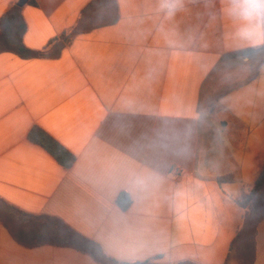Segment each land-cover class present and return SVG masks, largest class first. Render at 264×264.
<instances>
[{"label": "crops", "instance_id": "obj_1", "mask_svg": "<svg viewBox=\"0 0 264 264\" xmlns=\"http://www.w3.org/2000/svg\"><path fill=\"white\" fill-rule=\"evenodd\" d=\"M17 1L0 0V19ZM91 1L22 7L31 49L80 29L59 57L0 52V199L121 263L226 264L244 224L236 200L264 166V50L222 57L264 48V35L239 38L228 0H183L171 18L160 0H116L117 22L96 28L82 16ZM34 127L74 156L70 167L29 140ZM4 218L0 264H100L34 246L45 220ZM252 264H264V220Z\"/></svg>", "mask_w": 264, "mask_h": 264}, {"label": "trees", "instance_id": "obj_2", "mask_svg": "<svg viewBox=\"0 0 264 264\" xmlns=\"http://www.w3.org/2000/svg\"><path fill=\"white\" fill-rule=\"evenodd\" d=\"M28 3L34 4L35 2L34 0H29ZM102 4H104V8L97 12ZM87 15L93 18L91 28L112 25L119 18L118 4L116 0H92L82 11V16ZM26 30L27 24L22 16V8L17 5L12 6L0 19V52H11L23 59L44 56L57 58L61 55L64 48L71 43L73 37L80 32L78 28L71 32H64L51 39L43 50H35L27 47L23 41ZM261 50H264V48H250L229 53L224 55L222 60L251 57ZM257 72L258 65L248 80L252 79ZM210 107L212 110L214 104ZM29 140L43 147L63 167L68 168L73 164L74 156L41 128H32L29 133ZM129 202L130 199L128 197H125V195L120 196L119 203L123 206H126ZM236 202L245 210L244 224L231 245V255H229L226 264H252L255 261L258 227L264 220V166L252 188L244 192ZM4 214L18 220L32 217L45 220L41 225V228L43 227L44 229V234L40 236V241L34 244V246L50 244L71 247L79 252L90 255L100 264H130L121 263L109 257L97 243L79 235L58 219L47 216H30L0 199V221L3 223L5 219ZM133 264H149V262Z\"/></svg>", "mask_w": 264, "mask_h": 264}, {"label": "clouds", "instance_id": "obj_3", "mask_svg": "<svg viewBox=\"0 0 264 264\" xmlns=\"http://www.w3.org/2000/svg\"><path fill=\"white\" fill-rule=\"evenodd\" d=\"M183 0H160V10L171 18L182 7ZM226 15L239 22L237 35L241 39L261 38V20L264 18V0H228ZM173 44L174 41H169Z\"/></svg>", "mask_w": 264, "mask_h": 264}, {"label": "water", "instance_id": "obj_4", "mask_svg": "<svg viewBox=\"0 0 264 264\" xmlns=\"http://www.w3.org/2000/svg\"><path fill=\"white\" fill-rule=\"evenodd\" d=\"M29 2V0H18L16 5L20 8L24 7L27 3Z\"/></svg>", "mask_w": 264, "mask_h": 264}]
</instances>
